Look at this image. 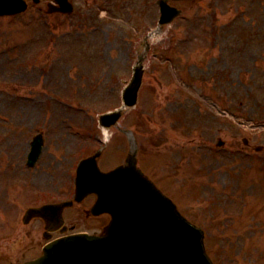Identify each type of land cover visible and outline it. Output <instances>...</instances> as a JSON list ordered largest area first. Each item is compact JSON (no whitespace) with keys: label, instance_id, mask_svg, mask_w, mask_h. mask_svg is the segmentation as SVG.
Wrapping results in <instances>:
<instances>
[{"label":"rangeland","instance_id":"374dc122","mask_svg":"<svg viewBox=\"0 0 264 264\" xmlns=\"http://www.w3.org/2000/svg\"><path fill=\"white\" fill-rule=\"evenodd\" d=\"M183 9L187 10L184 20H176L157 34L154 43L160 48L165 34L176 44L171 53L173 68L170 64L164 69L149 67L146 81L150 86L145 84L138 104L141 120L135 121L128 113L122 124L131 131L129 140L125 138V151L139 141L141 162L148 164L150 177L174 199L183 215L206 230L207 251L215 264H264V196L254 198L257 186L264 184V150L253 161L239 154L228 160L225 154L208 150H216L218 138L227 148L242 146V138L249 139L251 147L264 146V0H201L186 3ZM191 13L195 16L186 20ZM48 20L51 26L46 29L38 16L34 22L29 15L0 18V78L14 82L19 94L33 97V101L15 99L7 88L0 92V114H5L0 117V135L4 120L16 128V133L5 132L0 145V183L4 189L8 179L21 178L20 185L28 192L24 204L12 195L0 201V222L6 223L0 236L14 229V240L20 230L12 222L17 208L68 197L72 157L89 150V137L100 135L95 123L98 115L119 106L116 92L135 60L129 55V26L115 24L120 32L110 28L104 34L91 35L83 23L81 31L73 30L78 23L72 19ZM39 51L49 52L44 56ZM26 58L36 61L29 68L34 70L32 74L26 73ZM165 59L163 52L161 60ZM61 77L82 90L77 91L76 108L60 106L53 99L62 94ZM206 94L216 106L201 99ZM63 120L65 124L77 122V136H71L69 131L74 130L65 124L57 126ZM45 129L51 142L67 137L68 143L44 146L33 169L27 170L21 162L16 165L29 135ZM80 129L91 132L83 135ZM133 130H148V134L144 138ZM114 142L103 151L105 169L123 162V157L115 159ZM208 197L215 202L210 203ZM89 201L65 210L66 222L75 227L74 232H98L103 226L104 218L83 217L81 211ZM228 215L238 216L225 219L223 226L220 220ZM29 226V237L39 233L37 223ZM0 242L2 246L8 239L0 238ZM3 251L14 252L9 247ZM38 253V248L30 249L29 257Z\"/></svg>","mask_w":264,"mask_h":264},{"label":"water","instance_id":"95a60500","mask_svg":"<svg viewBox=\"0 0 264 264\" xmlns=\"http://www.w3.org/2000/svg\"><path fill=\"white\" fill-rule=\"evenodd\" d=\"M82 172L81 179H83L85 188H92L99 193L101 182L107 176H100L92 160L83 163ZM122 173L127 174V168ZM130 174L132 179L144 182L139 172L134 170ZM110 177L109 183L112 184L118 176L113 174ZM130 184L129 179L122 183L126 187H130ZM148 188L155 193L151 186ZM128 194L137 206V209L135 206H125L128 214H136L130 219L131 224L124 223L122 227H120L121 224L117 227L113 221L108 227L106 236L97 238L93 243L87 241L80 244L87 249L86 254H82L78 249H73L72 244H51L44 249V255L40 259L28 264H174L175 260H169V254L162 256L160 247L163 245L161 242L166 240L167 243L169 239V229L166 228V225L172 223V218L177 215L175 208L171 209L166 221V213L163 211L150 212L139 209L150 208L152 203L158 209L161 205L159 198L141 192L128 191ZM169 205L171 207L170 202ZM170 248L172 252L180 250V246L176 242L172 243ZM167 252L169 253V245ZM188 264L205 263L196 259Z\"/></svg>","mask_w":264,"mask_h":264},{"label":"flooded vegetation","instance_id":"af4514ba","mask_svg":"<svg viewBox=\"0 0 264 264\" xmlns=\"http://www.w3.org/2000/svg\"><path fill=\"white\" fill-rule=\"evenodd\" d=\"M27 2L29 1L30 2V0H26ZM38 2H41V0H37ZM53 1V0H52ZM11 264V263H10Z\"/></svg>","mask_w":264,"mask_h":264}]
</instances>
